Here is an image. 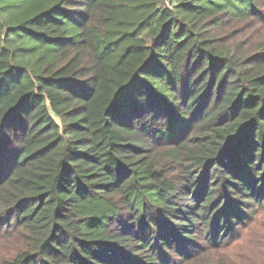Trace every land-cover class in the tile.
<instances>
[{"label": "trees", "instance_id": "obj_1", "mask_svg": "<svg viewBox=\"0 0 264 264\" xmlns=\"http://www.w3.org/2000/svg\"><path fill=\"white\" fill-rule=\"evenodd\" d=\"M167 1L0 0V264L196 261L264 203V0Z\"/></svg>", "mask_w": 264, "mask_h": 264}, {"label": "rangeland", "instance_id": "obj_2", "mask_svg": "<svg viewBox=\"0 0 264 264\" xmlns=\"http://www.w3.org/2000/svg\"><path fill=\"white\" fill-rule=\"evenodd\" d=\"M254 208L256 212L228 234L221 248H204L198 260L180 264H264V203ZM3 247L0 243V259L7 253Z\"/></svg>", "mask_w": 264, "mask_h": 264}, {"label": "built area", "instance_id": "obj_3", "mask_svg": "<svg viewBox=\"0 0 264 264\" xmlns=\"http://www.w3.org/2000/svg\"><path fill=\"white\" fill-rule=\"evenodd\" d=\"M165 3H166V5H168V1L167 0H165Z\"/></svg>", "mask_w": 264, "mask_h": 264}]
</instances>
